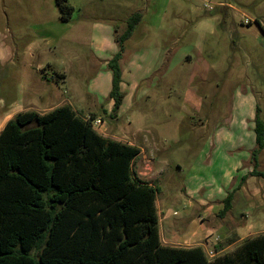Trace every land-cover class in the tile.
<instances>
[{
	"label": "rangeland",
	"instance_id": "1",
	"mask_svg": "<svg viewBox=\"0 0 264 264\" xmlns=\"http://www.w3.org/2000/svg\"><path fill=\"white\" fill-rule=\"evenodd\" d=\"M68 2L74 12L71 20L64 22L56 0H0V119L15 102L36 101L40 110H46L61 99H68L84 118L95 115V119H104L100 135L140 142L144 152L134 163V173L141 181L159 188L156 204L162 238L173 246L184 245L182 234L192 226L195 228L191 220L198 218L197 203H184L185 186L193 176V167H197L194 169L202 180L219 178L218 174L210 175L206 163L199 164L206 153H211L207 144L212 141L216 128L223 127V123L234 116L232 109L239 104L251 108L254 114L258 108L264 122V42L259 40L254 22L250 28L243 26L248 22L243 12L251 13L264 26V0ZM136 12H140L142 18L132 40L125 43L130 53L161 51L157 46L162 43L161 48L174 45L178 57L181 56L175 69L166 71L167 66H164V72L140 78V88L149 89V93L134 103L135 109H150L152 113L156 110L160 121L168 125L170 131L165 138L170 147L168 152L161 151L157 145L145 146L144 143L143 146L142 140L126 138L120 125L129 131L136 130L133 126L128 128L129 113L124 114V123L115 120L117 112L112 117L98 109L90 113L87 106V103L92 106L95 100L107 105L110 100L92 91L96 77L109 71L94 52V36L105 26L112 30L120 28L122 33L126 26L124 21ZM153 35L158 36L157 39ZM32 44H35V53L28 52ZM170 49L171 46L167 50ZM198 59L209 62L211 70L202 72L196 68ZM150 63L143 59L141 68L145 70ZM59 72H66V79L61 80L57 76ZM197 73L201 76L199 79ZM246 145L247 155L241 162L243 175L254 169L249 148L252 144L248 141ZM257 170L264 173V149L258 154ZM247 177L252 176L249 173ZM241 179V175L234 177L231 189ZM256 179L261 181V178ZM203 195L204 190H201L197 198ZM221 205L223 209V203ZM242 205L236 203L234 212L224 217L220 216L222 209L217 214L211 213V223L202 221L198 226L218 229L225 221L228 225L237 223L235 218L239 219L241 213L247 216L249 224L256 222L258 211H261L260 218L264 216V207L250 210ZM186 210L191 211L188 219L182 217ZM255 225L256 228L252 226L240 234L249 238L264 230V224ZM225 232L226 228L222 227L220 231L209 233L206 241L211 243L207 250H212L214 243L223 244L220 242L226 240Z\"/></svg>",
	"mask_w": 264,
	"mask_h": 264
},
{
	"label": "trees",
	"instance_id": "2",
	"mask_svg": "<svg viewBox=\"0 0 264 264\" xmlns=\"http://www.w3.org/2000/svg\"><path fill=\"white\" fill-rule=\"evenodd\" d=\"M62 21L74 12L68 0H56ZM127 20L116 37L118 53L109 99L119 110L120 60L124 43L141 21ZM256 108L251 176L264 149V122ZM95 115L84 118L69 105L46 113L26 111L10 119L0 133V264H264V233L243 239L233 250L209 258L202 246H170L160 237L159 188L141 181L134 163L141 150L97 133ZM223 200L220 216L231 211L234 192Z\"/></svg>",
	"mask_w": 264,
	"mask_h": 264
},
{
	"label": "crops",
	"instance_id": "3",
	"mask_svg": "<svg viewBox=\"0 0 264 264\" xmlns=\"http://www.w3.org/2000/svg\"><path fill=\"white\" fill-rule=\"evenodd\" d=\"M71 5V4H70ZM72 6V5H71ZM74 8V7H73ZM245 17L247 18L248 22L243 24L247 28L252 27L253 22L257 25V36H259V40L264 42V26L260 22V20L256 17L254 18L251 13L243 12ZM132 16V15H131ZM130 16V17H131ZM128 17L125 23V28L122 33H120V28L118 30H112L111 27L105 26L103 27L104 31L100 30L97 32V34L94 36V39L92 40V46L94 47V52L98 55L97 58L100 59L104 67H108V63L113 59V57L118 53L119 47L116 41V37L122 35L126 28H127V20L130 18ZM141 22V21H140ZM117 23H120L119 21ZM135 32V31H134ZM132 33L131 37L125 41H131L133 38ZM158 36H154V39H157ZM161 37V36H159ZM160 39V38H159ZM124 43V50L122 52V58L120 60L121 68L122 65H125L124 68H122V81H121V91L124 94L123 102L117 111V116L115 120L123 121V117L125 113H129L127 117L128 122V128L133 126L136 127V130L129 131L124 126L122 127L120 125L121 131L124 132L126 135V138L129 139H139L142 140V144L144 146L153 144L161 147V151L164 150V152H168L167 150L170 148L167 145L166 133L170 131L168 128V125H164L162 121L158 118V113L156 110L152 113L150 109L144 110V109H135L134 103L136 102L137 98L147 96L149 93V89H141L139 85V79L142 77H146L149 74H158L159 72L163 71L164 66L168 70L175 69L178 64L181 62V56L178 57V50L175 48L174 45L171 46L172 49L167 50L168 48L165 46V48L162 47V43H160L157 46V49L153 52H150L147 50L146 53L144 52H134L130 53L129 48H127L126 44ZM35 44H32V46H29L28 52H36ZM52 46H55V42L52 44ZM156 47V46H155ZM174 47V48H173ZM140 52V53H139ZM147 62V60L150 63L147 64V68L143 70L141 67L142 62ZM103 67V69H105ZM161 67V69H159ZM212 65L203 60L196 61V68H200L202 72L211 70ZM164 72V71H163ZM162 72V73H163ZM58 77H60L61 80L66 79L67 73L66 72H59L57 74ZM200 74L197 73L196 78H200ZM60 82L59 80H56ZM151 83V80H150ZM151 85V84H150ZM151 87H154L153 84ZM112 88V72L107 70L106 73H100L98 77L93 82L92 91L96 94L98 93L99 96H101L103 99L109 97V93ZM63 105H69L75 110L79 115L80 110L74 108L73 104L68 99L59 100L58 104L55 103L53 105H50L49 108H46V110H40V108L37 107L36 101H27L23 104H19L18 102L13 103L12 106H10L9 112L4 116L3 119H0V133L3 130L5 124L12 118H14L16 115L22 112L26 111H35L37 113H46L48 111H51L59 106ZM87 106L89 107V112H93L95 109L101 110V112L105 113L106 115H110L112 112V109L114 107V101L109 100L107 105L103 104L100 100H95L94 104L92 106H89V103H87ZM198 106H196L195 109H197ZM95 110V111H96ZM124 110H126L124 112ZM42 111V112H40ZM234 113V114H233ZM232 115L226 122L223 123V127H218L215 130V135L212 139V141L208 142L207 146L211 149V153H206L204 160L200 161L207 164V169L210 171V175H219L218 179L216 180H202L197 175V171L194 168H197L196 166L193 167L191 174L193 175L189 180L186 182L185 186V193L186 196L184 200L187 203H191L190 201H194L197 204L198 209V218H195L194 220H191V223L195 225V228L192 226L191 229L189 228V231L182 234V239L184 242L185 247H192L200 245L205 250L209 249L211 241L207 242L209 238V233L212 231H220L222 227L226 228V232L224 233L226 240L223 243V249L221 252H226L227 250H230L234 246H237L243 239L247 238V236H242L240 232H244V230L251 228L252 226L256 228L257 224H264V216L260 218L261 211H258L255 214V223L249 224L247 221V216L243 213L240 214V218L235 220H238L237 223H231L228 225L226 221L219 226L218 229H216V226L212 227H202L200 228L198 226V222L201 223L204 221L205 223H211L210 216L211 213L217 214L221 209L223 203V200L226 198L228 192L233 191L235 188L238 187V182L232 189V180L234 177L241 175V178L243 176L248 175L252 169H249L245 175H243V170L241 166V162L243 161V157L245 158L248 151V145L247 142L252 144V148L249 146L250 149L255 148V133H254V119L255 114L254 111L251 110V108H247V106L243 104L235 105L232 109ZM82 116V115H81ZM111 116V115H110ZM104 121V119H103ZM125 123V121H123ZM122 122V123H123ZM110 128V127H109ZM103 137L115 140V141H121L125 143H129L131 145H136L140 148L141 154H143L144 150L141 147L140 142H133V141H127V140H121L120 138L116 136H110V135H104ZM159 149H157L158 151ZM251 150V151H252ZM152 150L150 154L152 155ZM139 155V156H140ZM138 159V158H137ZM136 159V160H137ZM135 160V161H136ZM150 163V161H148ZM135 165V164H134ZM242 170V171H241ZM257 177H247L246 180L241 184L240 188L234 193L233 200H232V208L231 213L234 212L236 203H243V205L248 206L250 210L260 209L264 207V179L261 178V181H257ZM152 185V183H149ZM183 186V185H182ZM201 190H204V197L197 198L199 195V192ZM158 196V195H157ZM157 203V201H156ZM219 203V204H218ZM242 205V206H243ZM216 208V209H215ZM218 210V211H216ZM190 210H186L183 212L182 217L189 218ZM264 215V214H263ZM234 216V215H233ZM232 216V217H233ZM197 217V216H196ZM191 218V217H190ZM234 218V217H233ZM160 221V218H159ZM235 222V221H234ZM242 224H238L241 223ZM160 224V223H159ZM191 224V225H192ZM235 224H237L235 226ZM202 229V231H201ZM229 233V234H227ZM264 233V230L260 232H256V234ZM229 235V239H228ZM169 236V239L172 240L173 236ZM161 240L164 244H167L161 235ZM224 237V238H225ZM168 239V240H169ZM192 240H195L197 242L193 244H189L187 242H190ZM219 244L214 243V245ZM173 246V245H170ZM175 246V245H174ZM216 252V255L218 254Z\"/></svg>",
	"mask_w": 264,
	"mask_h": 264
},
{
	"label": "built area",
	"instance_id": "4",
	"mask_svg": "<svg viewBox=\"0 0 264 264\" xmlns=\"http://www.w3.org/2000/svg\"><path fill=\"white\" fill-rule=\"evenodd\" d=\"M91 125H92V128L97 132L99 133V131L103 128L104 126V121L97 118V119H94L92 122H91ZM100 134V133H99ZM207 254H208V257L209 258H213L215 255H216V252L215 251H212V250H207Z\"/></svg>",
	"mask_w": 264,
	"mask_h": 264
}]
</instances>
